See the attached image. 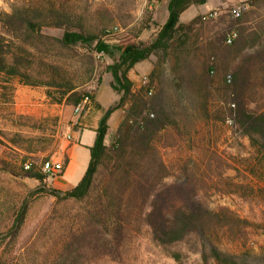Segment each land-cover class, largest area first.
<instances>
[{
    "label": "trees",
    "instance_id": "trees-1",
    "mask_svg": "<svg viewBox=\"0 0 264 264\" xmlns=\"http://www.w3.org/2000/svg\"><path fill=\"white\" fill-rule=\"evenodd\" d=\"M207 1L171 0L169 19L153 38L142 40L138 34L126 43L109 40L117 32L115 29H92L85 16L67 0H27L0 11V22L6 29L0 30L3 105L14 102L9 84L16 79L34 87L44 86L52 103L76 106L87 95L95 102V91L86 84L96 73L99 53L114 59L105 70L112 72L113 87L121 93L120 100L101 119L91 147V162L75 187L62 190L48 186V174L42 167L33 163L31 169L25 168L24 175L40 179V184L30 189L17 210L9 229L13 237L27 220L32 197L38 193L88 202L79 227L62 236L53 257L45 264H85L104 255L122 260L126 243L143 230L178 264H188L185 245L194 249L201 245L200 264H254L249 254L233 253L219 243L223 232L236 228L240 218L227 206L215 209L206 203L192 168L186 167L180 180L168 181L171 169L161 148L177 142V138L171 140L173 132L185 138L191 134L186 115L197 114L207 120L214 116L211 100L219 86L233 101L220 118L231 112L237 129L250 138L254 152L248 157V166L261 181L264 194V20L256 25L249 23L257 12L254 6L264 5V0H247L250 7L240 16L227 11L233 6L230 5L217 17L228 14L243 24L233 27L238 34L232 43L226 42L228 33L211 39L208 48L214 60L203 63L202 69L194 73L187 65V55L198 47L199 38L192 40L188 31L205 20L201 14L185 24L180 17L190 5ZM46 26L62 28V36L48 34ZM179 30L184 34L177 37ZM152 54L159 55L161 70L154 71L141 88L134 89L130 70ZM169 55L178 59L173 80L162 76V65ZM217 73L222 74L218 77ZM174 80L177 88L171 86ZM181 87L187 88L189 97L194 87L196 98L185 104V95L178 92ZM127 102L131 107L110 144L107 136L111 113ZM17 137L30 141L26 146L29 151L46 150L45 145L40 146L44 136L29 138L19 132ZM34 142L39 144L33 146ZM231 185H236V191L245 187L240 183ZM0 264L7 263L0 257Z\"/></svg>",
    "mask_w": 264,
    "mask_h": 264
},
{
    "label": "rangeland",
    "instance_id": "rangeland-1",
    "mask_svg": "<svg viewBox=\"0 0 264 264\" xmlns=\"http://www.w3.org/2000/svg\"><path fill=\"white\" fill-rule=\"evenodd\" d=\"M24 1L27 0H0V11L10 10L13 3ZM67 1L85 16L86 23L96 31L102 27L114 30L115 26H120L122 30L111 35L109 39L113 42L126 43L135 39L136 35L140 36L143 33L154 37L161 27L154 20L158 0ZM212 2H209V5ZM254 8L257 12L249 22L252 25L264 20V5H255ZM241 24L243 23L235 22L228 14L218 19L200 20L193 30L188 31L192 35V40L199 38L198 47L193 48L195 55L201 54L200 60L204 65L210 63L214 60L212 49L208 48L211 45V39L216 40L218 35L229 34L233 27L238 28ZM0 25V30L6 31L2 27V22ZM44 31L48 34L62 36L64 30L59 27L46 26ZM5 33L8 37L10 36L9 33ZM183 34L184 30H179L177 37ZM97 57L96 73L86 84V87L92 91H96L100 79L102 80L107 72L106 66L114 60L108 54L99 53ZM177 61L174 55L168 56L163 66L165 77L173 80V77L177 76ZM202 67L203 64L200 69ZM220 74L222 73H217V76L220 77ZM1 83L0 98L3 99ZM172 83L171 86L177 88L175 80ZM9 85L11 92L9 94L13 99L20 85L46 92L44 86L34 87L21 83L18 79L13 80ZM218 87H215L211 100L212 109L216 111L214 116L207 120L197 114L186 115L185 121L191 128V134L185 138L177 132L170 131L173 132L171 140L177 138V142L173 145H161L171 169L167 180H180L184 176L183 170L186 167L192 168L201 182V194L206 203L215 209L227 206L240 218L236 228L223 232L222 240L219 241L220 245L242 256L249 254L254 264H264V194L260 190L261 181L250 172L251 167L248 166V157L252 156L254 148L251 146L250 138L243 135L237 129L236 124L231 123L227 118L232 116L231 112H226L227 119L220 118L224 110L228 109L229 102L231 105L233 101L227 97L224 90ZM127 103H130V108L131 102ZM127 103L120 107L126 109ZM12 107V104L3 105L0 102V257L2 262L7 264H45L53 257V251L59 247V240L62 236L72 228L79 227L85 212V205L88 202L59 199L46 192L38 193L32 197L27 220L18 235L12 236L9 229L13 225L17 210L30 189L40 184V179L24 175L25 163L32 161L42 167L44 160L55 157L62 137L67 136L69 131V126L60 121L61 116L57 109H46L45 113L39 114L19 115ZM116 131L109 137L108 143L111 144ZM19 132L29 138L44 136L45 141L41 142L40 146L45 145L46 150L29 151L26 146L31 144L30 141L18 140ZM37 144L39 142H34L33 146ZM198 166L200 171H198ZM54 179V176L47 177L48 186H53L51 181ZM237 183L245 187L240 191L233 190L236 189V185L231 184ZM218 186L224 189L220 190ZM185 249L188 253L187 263L200 264L201 245L195 249L185 245ZM85 264L178 263L173 257L166 255L152 240L150 234L143 230L126 243L122 260L104 255L95 256Z\"/></svg>",
    "mask_w": 264,
    "mask_h": 264
},
{
    "label": "crops",
    "instance_id": "crops-1",
    "mask_svg": "<svg viewBox=\"0 0 264 264\" xmlns=\"http://www.w3.org/2000/svg\"><path fill=\"white\" fill-rule=\"evenodd\" d=\"M244 1L247 0H213V2L208 0L202 4H192L182 12L180 22L185 24L189 23L199 15L215 8H225L226 11L228 6ZM170 2L171 0H158L155 7L154 20L160 26L165 24L169 19ZM209 2L212 3L209 5ZM206 35H208V31H206ZM152 37L147 33H143L137 38L149 40ZM200 55H195L194 50L191 55H187L189 59L187 65L191 67L194 73H197L203 64L200 60ZM163 66L164 64L162 65V69H164ZM158 69L161 70V66L160 57L157 54H152L150 57L137 62L129 72L134 82V89L141 88L146 82V79H149V76ZM163 75L164 73H162ZM113 80L114 76L112 72L107 71L94 93L95 102L84 107L80 112H76L74 105L50 102L46 92L41 89L23 85H20L16 89L12 109H15L19 115L39 114L45 113L46 109H57L61 116L60 121L69 126L67 136L62 137L60 148L56 152L55 157H53V159L65 161L63 173L51 181L54 187L62 190L72 189L81 181L86 173L92 157L91 147L96 142L101 119L105 111L121 98V93L113 87ZM186 89V87H181L178 90L181 95H185L183 99L185 104L196 98L194 87L190 88V97ZM129 106L130 103H127L125 106L127 107L126 109L118 107L111 113L107 140L119 128L128 113ZM5 130L7 129L5 128Z\"/></svg>",
    "mask_w": 264,
    "mask_h": 264
},
{
    "label": "built area",
    "instance_id": "built-area-1",
    "mask_svg": "<svg viewBox=\"0 0 264 264\" xmlns=\"http://www.w3.org/2000/svg\"><path fill=\"white\" fill-rule=\"evenodd\" d=\"M250 7V4L247 1L241 2L239 4H234L230 9H227V11H230V13H232L233 16H240L242 14V12L246 9H248ZM225 11V9L223 8H215L212 9L206 13H204L203 16V20L208 21L211 19H215L217 18L221 13H223ZM114 29L116 31H121L122 28L120 26H115ZM237 31L236 30H232L228 37L226 42L227 43H232L234 41V39L237 36ZM148 79H146L147 81ZM229 80L231 81V75H229ZM93 98L91 95H87L85 97V99L79 103L78 105L75 106V110L76 112H80L84 107L93 104ZM229 121L231 123H234V116L232 115L231 117H229ZM33 166V162L32 161H27L25 163V168L26 169H31ZM42 169L45 173L48 174V177H56L58 175H61L65 169V161L64 160H56L53 158H49L43 161L42 163Z\"/></svg>",
    "mask_w": 264,
    "mask_h": 264
}]
</instances>
